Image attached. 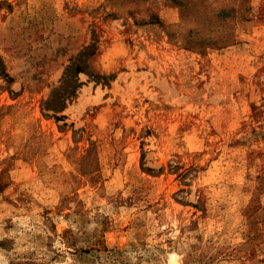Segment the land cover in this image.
I'll return each mask as SVG.
<instances>
[{"label": "rangeland", "instance_id": "obj_1", "mask_svg": "<svg viewBox=\"0 0 264 264\" xmlns=\"http://www.w3.org/2000/svg\"><path fill=\"white\" fill-rule=\"evenodd\" d=\"M0 264H264V0H0Z\"/></svg>", "mask_w": 264, "mask_h": 264}]
</instances>
